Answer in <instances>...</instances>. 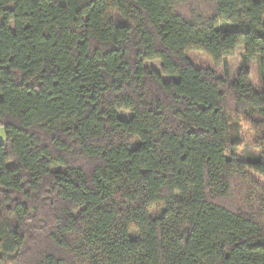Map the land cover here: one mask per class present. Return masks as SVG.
<instances>
[{
  "label": "trees",
  "instance_id": "1",
  "mask_svg": "<svg viewBox=\"0 0 264 264\" xmlns=\"http://www.w3.org/2000/svg\"><path fill=\"white\" fill-rule=\"evenodd\" d=\"M0 264H264V0H0Z\"/></svg>",
  "mask_w": 264,
  "mask_h": 264
},
{
  "label": "rangeland",
  "instance_id": "2",
  "mask_svg": "<svg viewBox=\"0 0 264 264\" xmlns=\"http://www.w3.org/2000/svg\"><path fill=\"white\" fill-rule=\"evenodd\" d=\"M180 10L185 11L183 6H180ZM244 53V46L242 44L238 45L233 52L232 55L227 56L224 60L218 63H214V61L208 57L203 51L201 50H190L188 51L187 57L191 60L194 65L208 67L212 71L216 73L219 77H223L227 80H232L238 73L242 65V56ZM145 66L154 68L158 72L161 71V61L159 59H150L144 62ZM250 69V80L253 86L258 89L259 88V61L258 59L252 60L248 63ZM164 79H169V76L162 75ZM119 114L127 119L131 116V112L126 110H119ZM2 133V131H1ZM252 142V135L250 132L246 131L245 136V144L249 146ZM241 159L246 158L244 154V150H239L238 153ZM160 206H154L150 209L149 215L150 217H155L156 213L158 212ZM131 235L134 237L138 236L137 230H131Z\"/></svg>",
  "mask_w": 264,
  "mask_h": 264
}]
</instances>
